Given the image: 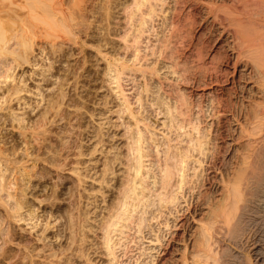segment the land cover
<instances>
[{
  "label": "bare ground",
  "instance_id": "bare-ground-1",
  "mask_svg": "<svg viewBox=\"0 0 264 264\" xmlns=\"http://www.w3.org/2000/svg\"><path fill=\"white\" fill-rule=\"evenodd\" d=\"M165 2L131 0L125 7V25L121 31L114 27L111 37L114 44L123 41L121 49L113 47V53L105 55L120 111L126 114L128 142L127 159L106 156L96 178L99 190L108 184L107 175L111 181L119 179L115 197L105 207L102 253L110 259L105 264H123L118 249L130 256V241L139 234L143 237L152 219L167 210L173 213L180 193L186 197L190 192L196 201L174 219L177 229L159 253L161 264L170 258L171 264H232L231 259L222 261L225 252L227 258L236 255L227 251L225 239H234L254 211L253 198L264 174V0H174L162 31L153 39L150 30L155 26L149 23ZM64 5L65 0H0V209L4 207L7 224L0 241L7 250L17 245L5 253L9 264H17L19 257H30V264H37L33 239L18 241L14 226L28 219H36L33 226L38 225L40 217L28 204L31 196L39 197L31 188L32 178L53 172L61 176L68 166L61 131L53 133V120L47 115L52 108L62 114V105L51 103L41 85L34 91L23 72L15 74L18 67L27 63L39 67L47 58L46 47L34 54L36 37L48 34L38 32L31 17L73 19ZM39 55H44L43 63ZM163 63L178 74L176 79L159 76ZM128 73L134 76L132 92L122 81ZM39 74L45 80L46 74ZM214 80L218 86L207 89ZM157 91L161 96H155ZM206 93H214L218 121L204 129L194 108L200 106L195 97ZM32 94L41 97L31 101ZM149 107H155L157 115L164 113L160 137L144 115ZM84 154L79 149L69 164L82 163ZM117 160L125 165L119 174L114 168ZM74 172L81 181V174ZM88 218L87 212L81 219L85 220L79 232L82 240L87 237ZM115 232L118 240H113ZM157 240L161 241L160 235ZM175 241H183L184 248L174 257ZM82 251L91 260L89 248Z\"/></svg>",
  "mask_w": 264,
  "mask_h": 264
},
{
  "label": "rangeland",
  "instance_id": "rangeland-1",
  "mask_svg": "<svg viewBox=\"0 0 264 264\" xmlns=\"http://www.w3.org/2000/svg\"><path fill=\"white\" fill-rule=\"evenodd\" d=\"M20 1L30 3L32 0ZM130 2L131 0H65L64 7L73 13V19L67 18L65 22H62L60 18L54 21L49 17H31L35 29L48 34V36L36 37L34 54L46 47L44 55L46 53L47 58L43 63L41 60L44 55L43 57L39 55L38 59L43 63L42 66L32 68L33 66L27 63L21 68L18 67L15 74L20 75L23 72L34 91H40L37 86L41 85L47 94V99H51V103L62 105V114L58 115L52 108L47 115L53 120L50 123L53 133L57 135L56 131H61L62 147L67 155L68 163L61 176L53 172L38 174L32 178L31 188L39 193V197L31 196L28 204L40 217L38 225L33 226L36 219H28L20 225L17 222L14 223L18 241L22 238L33 239L32 245L36 248L33 252L39 254L34 256L37 264H47L49 260L57 264H93L101 260L105 264L110 260L102 253L105 250L102 224L107 211L105 207L111 199H114L115 185L119 179L111 181L107 175L108 184L99 190V182L96 178L102 174L101 168L106 156L118 154L123 161L127 159L128 138L124 124L126 114L120 111V100L115 95L114 83H111L110 76L107 74L105 55L110 56L113 53V47L121 49L123 41L119 39L114 41V44L111 42V37L114 27L121 31L125 25L127 14L125 7ZM173 5L174 0H166L164 6L159 8L152 22L149 23L155 26V30L153 28L150 30L153 32L151 36L153 39L157 37V31H162L163 22L170 15ZM65 23L70 27L66 28ZM162 65L159 76L163 80L177 78L178 74L173 72L169 64ZM32 70H36L37 73H33ZM39 73L46 74L45 80ZM133 77L131 73L123 75L122 81L128 88V92L134 91L131 89L134 84ZM154 79L156 80L154 84H157V77ZM218 84L219 81L214 80L206 88L214 89ZM240 86H245L244 80ZM161 94V91H157L155 96L159 97ZM213 96L214 93H206L195 97L200 106H195L194 113L204 129L211 124L213 127L216 126L218 121L215 112L217 102L213 100ZM40 97L32 94L31 101L38 100ZM149 104L148 101L145 105L149 106ZM47 106L48 104L45 108ZM155 107H149L148 111H144V115L156 127L160 137V131L164 128L161 122L165 120V117L164 113L157 115ZM170 134L175 136L174 132ZM211 138H214L213 132ZM79 149L85 153L80 157L82 163L69 164L71 160L77 158L75 152ZM75 166L77 168L73 169ZM124 167L125 165L118 160L115 162L114 168L117 169L118 174ZM76 169L81 174V181L74 172ZM262 171L264 172V168ZM260 182V187L253 198L254 211L245 217L246 220L234 239L230 237L225 239L227 251L232 250L236 252V255L233 254L227 258L225 252L223 262L225 259H231L232 264H264V174ZM179 196L177 208L172 209L173 213L167 210L158 219H152L145 227L144 236L139 234V238L130 241L132 250L129 251L130 256L123 255L122 250L118 249L123 264L162 263L159 253L165 247L170 233L177 229L172 226L175 224L174 219L186 209L189 202L192 205L196 201L190 192L186 193V197H183L181 193ZM1 208L0 232L7 225L2 216L4 207ZM177 209L182 210L177 214ZM87 212L89 218L85 222L87 227L84 228L87 237L82 240L83 236L79 232L85 220L81 221V219ZM167 220L170 225H166ZM159 235L161 241L157 240ZM118 238H120L118 232L113 233V240ZM173 243L176 248L175 253L173 252L175 257L184 248V242ZM21 245H23L22 242ZM15 246L17 245L13 244L10 250H7V246L2 245L0 241V264H9L5 259V253L13 251ZM84 247L89 248L91 260L87 261L83 256ZM18 260L17 264H30V257L24 259L19 257ZM167 262L171 264L172 259L170 258V262L169 260Z\"/></svg>",
  "mask_w": 264,
  "mask_h": 264
}]
</instances>
